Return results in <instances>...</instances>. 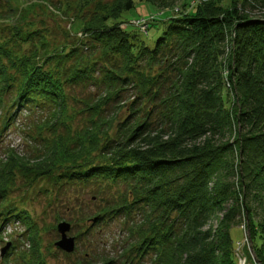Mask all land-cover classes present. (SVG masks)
I'll list each match as a JSON object with an SVG mask.
<instances>
[{
	"label": "trees",
	"instance_id": "16d2710c",
	"mask_svg": "<svg viewBox=\"0 0 264 264\" xmlns=\"http://www.w3.org/2000/svg\"><path fill=\"white\" fill-rule=\"evenodd\" d=\"M59 2L55 12L70 18L72 33L83 34L68 42L65 32L63 45L48 28L27 22L29 10L9 6L0 14L10 35H0L6 125L23 110L41 120L33 128L39 138L31 137L35 156L12 150L0 161V200L38 183L46 193L93 186L99 196L120 186V200L100 197L102 206L87 220L96 227L124 219L125 264H238L232 230L242 220L264 264V217H258L264 211V20L210 3L164 21L151 48L117 24L135 10V0ZM148 3L171 6L169 0ZM80 86L100 94L85 104L90 126L74 133L61 119L70 99L66 88ZM13 88L10 105L3 92ZM129 91L133 102L117 122ZM112 103L117 112L105 118ZM116 122L115 136L109 131ZM19 214L8 217L28 221L29 242L39 253L36 225Z\"/></svg>",
	"mask_w": 264,
	"mask_h": 264
},
{
	"label": "rangeland",
	"instance_id": "374dc122",
	"mask_svg": "<svg viewBox=\"0 0 264 264\" xmlns=\"http://www.w3.org/2000/svg\"><path fill=\"white\" fill-rule=\"evenodd\" d=\"M59 1L0 0V14L6 15L9 6L29 10L27 22H33L36 27L48 28L52 31H50L51 38H54L58 44L63 45L67 40L65 32L70 33L68 42L72 41L73 38H80L79 34L81 33L78 32L77 35L74 32L72 33L71 25L73 23L70 18L56 13L60 4ZM72 2L79 3V0H72ZM169 2L171 6L164 7L157 3L154 7L153 4L148 3V0H135V10L124 14L121 20L117 21V24L120 23V28L123 30L136 33L149 47L154 48L166 27L167 22L164 21L178 18L182 14H189L190 11L199 7L205 8L210 3H214L215 6L224 10L236 8L252 21L264 20V0H175L174 2L169 0ZM94 3H91L92 9ZM165 14L169 17H164ZM140 20H146L148 24L146 32L148 34L142 32L141 27L138 30L136 29L138 27L133 25L134 22L138 23ZM156 20L158 21L156 22ZM152 24H157L160 28L158 30L151 29ZM26 28L31 30L32 26L26 25ZM0 35L1 38L10 37L4 23H0ZM229 54L230 51L227 50L226 60L229 59ZM3 62H5V59H3ZM8 91L6 94L3 92V97L5 103L9 102L11 105L15 101V88L8 89ZM66 91L70 94V99L67 112L61 120L68 126L71 125L74 133H79L90 126L91 114L88 109V111L85 109V104L95 102L100 93L95 87L89 86L67 87ZM132 102V92L129 91L123 98L122 109L118 111L116 118L117 122L126 116L127 109H124V107L129 106ZM6 110L7 108L2 111L0 109V161L6 160L9 151L12 150L21 156H28L29 154L35 156L32 153V146H34L32 142L34 141L31 137L39 138L38 134L41 133L33 128L41 120H32L31 111L23 110L22 113H16L15 119H11L12 121L10 120L11 122L6 125L8 119ZM116 112L117 104L112 103L105 108L103 114L105 118H110ZM38 117L40 118V116ZM117 122L112 125V130L109 131L111 135L116 136L117 134ZM42 134L43 137L48 138L49 131L45 129ZM18 186L24 187L22 182ZM43 187L46 186L43 183H38L32 188H16L10 192L7 201L0 200V212L3 211V214L0 215V264H125L122 259L127 236V231L123 229L124 219L120 218L96 227L91 226L92 221L88 222L87 220L102 206L103 200L100 197L107 199L114 197L115 200H120V186H112L107 190L102 189L103 196L97 195L96 193L100 190L93 186L67 185L61 193L58 190L46 193L42 191ZM6 208L11 211L9 214H7ZM24 210H26V213H23ZM17 212H20L19 215L22 217L29 214L32 222L36 225L38 229L37 242L39 244L37 250L39 253L32 249L33 244L29 242V236L32 233L28 231L25 224L28 221L24 223L23 219H19V217H8ZM258 215L259 218L264 217V211L258 209ZM222 217V215H219V219L215 223L217 227L220 225ZM136 218L139 217L137 216L134 219ZM63 222L71 224L68 235L76 240V249L71 254H67L56 247V243L61 239L57 226ZM239 225L232 230L238 264H260L255 255L248 223L242 220ZM80 232L84 234L78 238ZM8 243H12L13 249L11 248L9 254L1 258V250ZM135 264H150V261L145 259L144 262L136 261Z\"/></svg>",
	"mask_w": 264,
	"mask_h": 264
},
{
	"label": "water",
	"instance_id": "95a60500",
	"mask_svg": "<svg viewBox=\"0 0 264 264\" xmlns=\"http://www.w3.org/2000/svg\"><path fill=\"white\" fill-rule=\"evenodd\" d=\"M71 230V224L63 222L58 224L57 231L61 236V239L56 243V247L59 250L67 254H71L76 249V240L73 237H70L68 233ZM12 247V243H8L5 248L1 250V258H4Z\"/></svg>",
	"mask_w": 264,
	"mask_h": 264
},
{
	"label": "built area",
	"instance_id": "2783aa9c",
	"mask_svg": "<svg viewBox=\"0 0 264 264\" xmlns=\"http://www.w3.org/2000/svg\"><path fill=\"white\" fill-rule=\"evenodd\" d=\"M133 25H134V26H137L138 28L141 27L140 29H141V31L144 32V33H145V32L147 31V29H148V24H147L146 20H140L138 23L134 22ZM146 33H147V32H146Z\"/></svg>",
	"mask_w": 264,
	"mask_h": 264
}]
</instances>
